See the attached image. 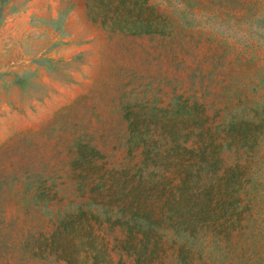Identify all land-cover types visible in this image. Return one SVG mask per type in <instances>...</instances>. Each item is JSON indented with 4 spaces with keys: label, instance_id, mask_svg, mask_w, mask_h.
Returning <instances> with one entry per match:
<instances>
[{
    "label": "rangeland",
    "instance_id": "374dc122",
    "mask_svg": "<svg viewBox=\"0 0 264 264\" xmlns=\"http://www.w3.org/2000/svg\"><path fill=\"white\" fill-rule=\"evenodd\" d=\"M0 264H264V0H0Z\"/></svg>",
    "mask_w": 264,
    "mask_h": 264
},
{
    "label": "trees",
    "instance_id": "16d2710c",
    "mask_svg": "<svg viewBox=\"0 0 264 264\" xmlns=\"http://www.w3.org/2000/svg\"><path fill=\"white\" fill-rule=\"evenodd\" d=\"M224 145H220L219 146V151L216 155V158L211 159L212 161L209 160H205L203 161L204 164H206L207 166L210 167H214V171L212 172L210 178L207 177L206 175L204 176H200L199 173V200L203 199V200H208V191L213 187V185L218 184L219 186L222 183H225V185H230L229 186V192H230V196H231V206H232V214H233V227L236 230H242L244 229L245 225L244 222H247L248 219H250V217L245 214L242 213L243 210H239L241 204L244 202V199L246 198V191L243 189V178L241 175L235 176L230 174V171H232L231 173L234 172V170H232L231 167H225L224 166V155L225 152L223 151V147ZM234 153L238 152V147H235V149L233 150ZM230 153V151H229ZM248 158V157H246ZM246 161V159H245ZM239 165H236V168ZM202 171V167L199 166V172ZM228 190V189H227ZM242 196H245V198L243 199ZM246 200V199H245ZM202 201V200H201ZM209 201V200H208ZM251 221V219H250ZM248 223V222H247ZM145 239H142L143 241V247L144 245L146 246V242Z\"/></svg>",
    "mask_w": 264,
    "mask_h": 264
}]
</instances>
